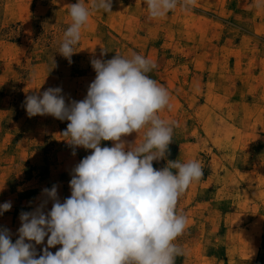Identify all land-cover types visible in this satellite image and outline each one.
Returning <instances> with one entry per match:
<instances>
[{"label":"rangeland","instance_id":"1","mask_svg":"<svg viewBox=\"0 0 264 264\" xmlns=\"http://www.w3.org/2000/svg\"><path fill=\"white\" fill-rule=\"evenodd\" d=\"M77 2L0 0V204L12 203L0 229L14 243L21 212L45 200L49 212L45 188L57 185L61 203L70 197L72 170L92 151L62 136L69 121L30 118L26 97L60 87L66 103L81 101L96 76L92 59L137 53L155 62L148 75L170 95L160 116L174 124L173 142L153 167L203 166L177 205L188 226L176 264H264V0H195L156 20L144 0H112V12L92 13L69 62L58 51ZM123 139L142 143L143 131ZM31 243L39 258L47 237Z\"/></svg>","mask_w":264,"mask_h":264},{"label":"clouds","instance_id":"2","mask_svg":"<svg viewBox=\"0 0 264 264\" xmlns=\"http://www.w3.org/2000/svg\"><path fill=\"white\" fill-rule=\"evenodd\" d=\"M148 18H164L195 0H144ZM264 4H257V7ZM71 23L63 33L59 53L71 62L93 12H112V0H84L68 6ZM106 51H102L103 56ZM96 76L81 101L65 102L60 87L28 95L27 115L67 120L62 136L73 147L92 150L72 170L70 197L60 202L57 185L45 188L47 200L32 212H21L19 238L0 229V264H176L185 255L177 243L188 218L177 211L180 197L204 175L197 159L168 161L161 169L153 161L166 158L174 124L161 118L170 107L168 90L148 73L156 64L144 55L116 54L90 61ZM143 131L142 143L124 137ZM102 141L113 146L101 147ZM75 155V151H73ZM0 204V214L11 210ZM47 246L37 257L31 242ZM28 241V242H26ZM61 247L53 254L48 249Z\"/></svg>","mask_w":264,"mask_h":264}]
</instances>
